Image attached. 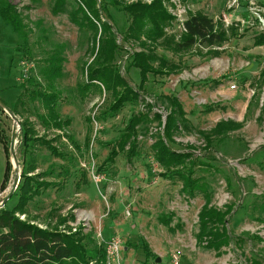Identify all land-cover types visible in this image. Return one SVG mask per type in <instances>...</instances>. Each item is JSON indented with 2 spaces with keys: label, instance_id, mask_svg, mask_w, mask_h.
Returning a JSON list of instances; mask_svg holds the SVG:
<instances>
[{
  "label": "rangeland",
  "instance_id": "obj_1",
  "mask_svg": "<svg viewBox=\"0 0 264 264\" xmlns=\"http://www.w3.org/2000/svg\"><path fill=\"white\" fill-rule=\"evenodd\" d=\"M9 1L18 10L22 33L28 40L24 46L21 38L0 19V102L12 111L15 100L23 93L19 86L32 87L30 78L46 87L40 70L46 57L57 52L64 59L62 76L55 81V89L60 93L57 111L62 120L70 119L71 123L63 131L43 128L36 118L45 114L40 101H29L25 95L20 114L12 112L16 121L0 106V188L7 160L10 164L0 203L20 173L19 164L18 170H14L9 151L11 135L17 121L20 127V122L28 119L37 135L49 140L66 159L60 160L42 147L33 148L38 168L35 174L48 172L43 179L54 185L30 201L25 214L16 215L20 220L66 233L80 230L89 249H103L110 239L117 237L122 241L117 264H171L172 253L177 250L181 251L180 264H250L251 259L264 264V212L254 208V202L264 198V171L259 167L264 162V45H253L254 36L264 30V0L166 3L167 10L176 17L165 30L167 37L178 40L188 13L199 11L222 24L229 39L221 47L195 46L177 56L158 48L159 56L180 68L167 75H149L139 100L126 105L114 117L104 116L110 101L108 94L92 90L81 98L78 93V85L84 80L83 68L93 60L91 30L79 29L66 13L54 14L55 0ZM66 1L68 11L75 7L73 0ZM120 1L128 4L141 0ZM101 7L102 18L118 33L117 44L122 47L116 58L120 74L136 89L139 72L129 66L132 51L123 44L120 34L127 28V17L108 5V0ZM22 61L34 65L28 71V79L22 76ZM163 96L177 98L187 119V124L173 134V141L166 142L168 147L191 153L192 159L204 164L194 168L193 177L207 185L210 206L230 211L225 227L231 241L219 252L196 242L204 193L196 191L192 197L184 194L179 179L168 176L154 159L151 145L157 134H162L157 122L139 127L138 155L130 162L124 153L117 156L114 164L105 162L109 152L106 144L123 133L133 115L146 112V104L165 121L170 107ZM206 107L214 110L206 112ZM88 117L92 119L90 125ZM227 120L242 123V127L221 140L215 138L211 147H206L199 132H209L216 123ZM19 131L18 128L17 158ZM15 202L11 198L0 209H11ZM167 217L171 218L170 229L161 223ZM252 236L258 239H251ZM144 245L151 256L144 255Z\"/></svg>",
  "mask_w": 264,
  "mask_h": 264
},
{
  "label": "trees",
  "instance_id": "obj_2",
  "mask_svg": "<svg viewBox=\"0 0 264 264\" xmlns=\"http://www.w3.org/2000/svg\"><path fill=\"white\" fill-rule=\"evenodd\" d=\"M105 1L73 0L75 7L68 11L66 0H55L52 7L54 14L66 13L72 24L79 29L88 28L92 32L90 53L93 60L83 68L84 80L78 85V93L81 98H85L92 90L100 94L102 92L108 94L110 101L104 110L105 117H114L126 105L136 103L140 97L139 92L143 91L149 75L161 76L178 71L180 68L178 64L156 53L158 48L177 56L190 51L195 46L203 49L221 47L229 39L227 30L222 24L214 22L212 18L199 11L194 14L188 13L187 18L182 22L183 32L178 40L171 36L167 37L166 28L176 20L165 5L170 0H151L150 3L136 1L128 4L120 0H108V5L127 17V28L120 34L123 44L132 51L129 56V66L139 72L140 83L134 89L123 79L119 66L116 64L117 55L122 51V47L117 44L116 34L118 33L113 30L109 21L101 16L103 10L101 4ZM0 19L21 38L23 45L27 46L28 39L22 33L21 17L9 0H0ZM233 30L234 28L230 29L231 35H234ZM253 45H264V30L254 36ZM208 52L212 53L209 50ZM63 62V57L57 52L46 57L45 66L40 70L46 87H41L31 78L28 80L32 86L30 89H26L23 85L19 86L23 89V93L13 104L12 112L15 115L20 114L19 108L24 106L22 98L25 95L29 101H40L45 114L37 115L36 118L43 128L63 131L70 125V119L62 120L57 111L60 93L55 89V81L62 76ZM163 100L170 107L164 123L161 116L158 113H152L151 106L146 104V112L133 115L123 133L106 144L109 152L105 162L114 164L117 156L123 153L130 162L138 155L136 138L139 127L148 122H157L162 128V134L159 132L151 145L154 159L165 169L168 176L179 179L184 194L192 197L196 191L204 193L205 203L198 212L196 242L208 250L219 252L231 241L225 227L226 217L230 211L226 209L222 212L210 206L207 185L199 178L193 177L194 168L204 164L192 159L191 153L177 152L168 147L166 142L173 141V134L187 124V119L177 98L163 96ZM213 110L212 107L205 109L206 112ZM86 120L90 125L92 119L88 117ZM241 127L242 123L227 120L216 123L209 132L200 131L199 133L205 138V146L210 148L215 138L221 140L227 133ZM64 135L75 148H78L70 136L65 133ZM18 137L20 151L17 160L20 167V181L17 189L10 196V199H16L14 207L0 209V264H106L104 249L99 247L89 249L85 243L86 237L80 230L75 233H66L55 228L44 229L27 220H20L16 216L25 214L27 204L54 185L43 179L48 172L35 174L38 168L33 159V148L39 146L60 160L66 159V155L58 151L49 140L37 135L34 125L28 119L20 122ZM259 167L264 171V162H260ZM9 168L10 164L7 160L1 191L6 187ZM262 199L254 202V208L264 212V198ZM170 215L171 218L174 217L172 213ZM171 218H164L161 223L170 229ZM251 239L258 238L252 236ZM143 252L146 257L151 256L146 245L143 246ZM250 264H259V262L251 259Z\"/></svg>",
  "mask_w": 264,
  "mask_h": 264
},
{
  "label": "built area",
  "instance_id": "obj_3",
  "mask_svg": "<svg viewBox=\"0 0 264 264\" xmlns=\"http://www.w3.org/2000/svg\"><path fill=\"white\" fill-rule=\"evenodd\" d=\"M142 1V0H141ZM144 3H150L151 0L142 1ZM262 26L264 27V23L262 22ZM22 66V72H23V78L28 79L29 69L34 68L33 63H28L27 61L20 62ZM233 88L235 86H232ZM106 255V264H117V259L119 258V253L122 249V241L114 237L110 239V241L106 244V246L103 248ZM180 258H181V251L177 250L172 253L171 257V264H180Z\"/></svg>",
  "mask_w": 264,
  "mask_h": 264
},
{
  "label": "water",
  "instance_id": "obj_4",
  "mask_svg": "<svg viewBox=\"0 0 264 264\" xmlns=\"http://www.w3.org/2000/svg\"><path fill=\"white\" fill-rule=\"evenodd\" d=\"M0 106L3 108V111L9 115L10 118H12L14 121H16V117L14 116V114L12 113V111L6 105H3L0 102ZM17 122H16L17 128L15 127L14 130H13V133H12L11 139H10V146H9V151H10V155L12 157V161H13V165H14V170H18V160H17L16 153H15V146H16V138H17V132H16V130H18V128L20 129V127H19V125H18ZM16 176L17 177L15 178V180L12 183V186L10 188L9 194L1 201L0 207H3L7 203V201L10 199V196L17 189L18 183L20 181V173H19V175L16 174ZM157 262H158V259H157Z\"/></svg>",
  "mask_w": 264,
  "mask_h": 264
},
{
  "label": "crops",
  "instance_id": "obj_5",
  "mask_svg": "<svg viewBox=\"0 0 264 264\" xmlns=\"http://www.w3.org/2000/svg\"><path fill=\"white\" fill-rule=\"evenodd\" d=\"M2 22H3V21H2ZM163 123H164V122H163ZM4 190H5V188H4L2 191H1V188H0V193L3 192ZM46 228H48V227H46ZM144 255H145V254H144Z\"/></svg>",
  "mask_w": 264,
  "mask_h": 264
}]
</instances>
